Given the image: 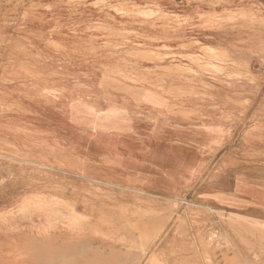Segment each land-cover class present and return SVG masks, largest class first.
<instances>
[{
    "label": "rangeland",
    "instance_id": "374dc122",
    "mask_svg": "<svg viewBox=\"0 0 264 264\" xmlns=\"http://www.w3.org/2000/svg\"><path fill=\"white\" fill-rule=\"evenodd\" d=\"M55 119L56 127L97 121L120 133L176 128L188 135L201 133L196 123L215 122L226 128L215 147L226 158L207 163L202 175H223L238 157L264 161V0H0V161L10 175L28 165L46 176L20 144L25 128H54ZM62 129L70 136L57 129L53 141L61 160L78 148ZM70 158L71 168L54 163V184L32 187L27 215L0 218L18 226L0 232V264H141L167 225H183L178 233L188 236L187 228L202 224L190 199L158 203L130 189L80 183L78 160ZM34 209L54 212L38 217L37 231L21 226L37 218ZM220 218L252 230L247 241L226 232V264H264V223ZM196 238L208 264H222L218 233Z\"/></svg>",
    "mask_w": 264,
    "mask_h": 264
},
{
    "label": "crops",
    "instance_id": "0c3cea01",
    "mask_svg": "<svg viewBox=\"0 0 264 264\" xmlns=\"http://www.w3.org/2000/svg\"><path fill=\"white\" fill-rule=\"evenodd\" d=\"M35 102L39 103V101ZM48 109H52L53 112L50 113L56 117L55 107L51 106ZM34 110L42 112L47 109L37 107ZM132 112L137 111L132 110ZM150 114L157 115L155 111H151ZM56 121L57 119L54 120L55 129L53 127L43 129L39 123L25 128V134H22L25 138L20 144V151L30 152L36 159L33 166L42 169V174L46 172L47 177L44 174L40 175L28 165L29 170L16 171L10 175L7 162L0 161V218L13 220L20 215H27L29 210L22 211V207L26 205L27 196L35 194L31 190L32 187L44 183L54 184V177L48 176L49 172L54 171V163L59 162L71 168L72 164L76 165V162L71 161L70 158L74 157L78 160L76 174L80 183H86L87 179H91L96 184L130 189L134 194L140 192L141 199L164 203L167 200L178 201L187 198L197 206L195 216L202 224L187 228L185 231L188 232V236H181L178 233L180 226L184 228L183 225L179 223L167 225L161 238L151 246L150 251L141 260V264H208L196 238V233L200 231L218 233L222 249L217 251L216 257L217 260H221L220 263L226 264V232L236 238L235 233L238 232L239 238L246 240L245 233L252 230L242 222L230 228L225 222H221L220 213L225 217L236 215L239 218L247 217L264 223V161H248L246 157H238L236 163L225 170L223 175L216 177L201 174L207 163L219 162L222 157L226 158L225 149L215 148L216 144L221 142L220 137L226 135V128L216 126L215 122L205 125L196 123L205 129H201V133L194 131L188 135L176 128H152L146 131L120 133L118 129L100 126L96 120L94 126L56 127ZM178 121L181 119L175 118L174 122ZM14 127L21 126L14 125ZM62 128L69 129L74 134L78 148L74 151L69 150L66 156L63 154L61 160L59 157L57 159L56 149L54 153L53 141L57 129L62 131L58 130L60 132L58 135L70 136L69 131ZM27 135L30 136L29 139L26 138ZM255 147L250 150L262 151ZM219 152H224L221 158H218ZM63 177L70 178V176ZM194 184L195 190L193 188L190 192L184 190L187 185ZM204 186L207 190H203ZM206 207L210 208L206 209ZM30 212L31 218H37L34 221L32 219L31 224H21V226H31V231H37V227L40 226L38 217H43L45 214L51 219L54 216L52 209L46 210L45 213L35 209ZM181 213L183 215L182 210ZM165 214L161 213L162 217L159 216L158 220L164 222ZM15 225L0 224V232H6ZM158 226L164 227V225ZM194 244L197 246L195 247ZM191 246L194 247L193 250ZM230 256L232 260L234 255L230 253ZM127 262L134 263L136 260Z\"/></svg>",
    "mask_w": 264,
    "mask_h": 264
},
{
    "label": "bare ground",
    "instance_id": "6f19581e",
    "mask_svg": "<svg viewBox=\"0 0 264 264\" xmlns=\"http://www.w3.org/2000/svg\"><path fill=\"white\" fill-rule=\"evenodd\" d=\"M45 3V2H44ZM43 4V3H42ZM41 4V5H42ZM54 4V3H53ZM96 4V3H95ZM117 6V5H116ZM125 6V5H124ZM49 7H51V6H49ZM113 7V6H112ZM123 8V7H122ZM119 10V9H118ZM126 10H123V12H125ZM128 11H129V9H128ZM127 11V12H128ZM120 12H121V9H120ZM126 13V12H125ZM128 14H129V12H128ZM123 15H125V14H123ZM131 16V15H130ZM142 16H143V14H142ZM114 19V18H113ZM101 22V21H100ZM122 24V23H121ZM120 30V29H119ZM122 30V29H121ZM129 30V29H128ZM131 30V29H130ZM125 31H126V29H125ZM128 33V32H127ZM142 33V32H141ZM129 34H131V33H129ZM142 34H144V33H142ZM141 35V34H140ZM55 43V42H54ZM147 92V91H146ZM140 95V94H139ZM118 113V112H117ZM116 114V113H115ZM111 115V114H110ZM118 115V114H117ZM136 115V114H135ZM123 116V115H122ZM121 116V117H122ZM128 116V115H127ZM126 116V117H127ZM134 117V116H133ZM125 118V117H124ZM131 118V117H130ZM136 119V118H135ZM134 119V120H135ZM99 120V119H98ZM110 120V119H109ZM130 120V119H129ZM145 120V119H144ZM151 120V119H150ZM154 120V119H153ZM132 121V120H131ZM143 122V121H142ZM145 122V121H144ZM160 122V121H159ZM137 123H139V122H137ZM141 123V122H140ZM150 123V122H149ZM154 123V122H153ZM162 124V123H161ZM160 124V125H161ZM172 124V123H171ZM97 125V124H96ZM55 126H57V125H55ZM109 126H111V125H109ZM141 126V125H140ZM148 126V125H147ZM155 126V125H154ZM163 126H165V125H163ZM170 126V125H169ZM173 126V125H172ZM149 127V126H148ZM153 127V126H152ZM99 129V128H98ZM170 129H172V128H170ZM174 129V128H173ZM103 130V129H102ZM112 130V129H111ZM158 130V129H157ZM123 131V130H122ZM167 133V132H166ZM177 133V132H176ZM174 134V133H173ZM174 137V136H173ZM172 138V137H171ZM213 139V138H212ZM205 143H208V142H205ZM198 171H200V170H198ZM230 214V213H229ZM125 215V214H124ZM253 221V220H252ZM249 225V224H248ZM93 242V241H92ZM89 243V242H88ZM98 245V244H97ZM59 256V255H58ZM82 259V258H81ZM73 262H74V260H73ZM22 264V263H21ZM254 264V263H253ZM260 264V263H259Z\"/></svg>",
    "mask_w": 264,
    "mask_h": 264
}]
</instances>
